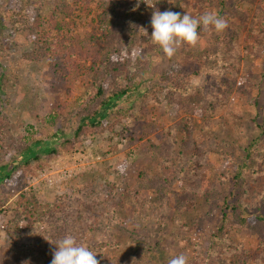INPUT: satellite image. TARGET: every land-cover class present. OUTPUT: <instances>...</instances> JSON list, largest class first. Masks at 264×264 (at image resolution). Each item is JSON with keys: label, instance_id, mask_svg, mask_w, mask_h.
Wrapping results in <instances>:
<instances>
[{"label": "rangeland", "instance_id": "374dc122", "mask_svg": "<svg viewBox=\"0 0 264 264\" xmlns=\"http://www.w3.org/2000/svg\"><path fill=\"white\" fill-rule=\"evenodd\" d=\"M105 1L110 0H91V12L75 17L71 33L83 36L91 31ZM12 6L11 0H0V15ZM132 7L139 9L137 32L151 36L154 7L149 0H138ZM44 9L47 18L53 7ZM167 10L194 18L214 12L228 27L216 32L204 31L201 25L196 46L184 44L171 58L164 52L153 56L136 78L137 94L115 101L112 112L123 113L115 124L121 135L87 133L77 142H73L76 120L64 132L58 130L61 107L78 109L91 95L89 87L79 78L53 81L47 63H29L23 58L33 49L25 35L12 34L10 27L0 30V45L5 50L0 62L10 74L9 94L0 97V116H7L15 136L27 138L26 142L32 138L30 143L42 140V148L57 151L40 154L38 161L32 159L28 173L21 175L17 169L23 159L20 151L0 150V165L15 166L13 180L22 178L0 184V264H34L40 256L49 259L55 239L69 234L97 253L100 264H168L180 254L188 264H210L212 254L218 253L233 264H245L247 256L263 249L264 224L259 234L232 224L226 237L236 247L234 258L227 244L213 239L211 232L217 233L221 225L223 199L232 183L228 177L236 164L229 158L243 160L244 149L264 123V0H168ZM33 17L31 11L29 19ZM172 63L192 75L190 102L207 105L206 113L193 115L190 131L183 126L188 116L184 110L174 116L166 101L155 104L144 99L154 85L166 83L163 76L174 68ZM30 97L36 101L38 119L24 107ZM54 132L58 138L51 135ZM64 140L72 146L64 149ZM197 144L206 158L200 169L203 176L187 179L183 188L173 168L162 169L161 155L166 151L174 155L176 150L187 156ZM23 192L42 208L54 206L59 217L44 223L39 220L29 228L23 217L19 226L28 235L16 246L11 242L15 230L11 224ZM263 215L264 207L256 211V216Z\"/></svg>", "mask_w": 264, "mask_h": 264}, {"label": "trees", "instance_id": "16d2710c", "mask_svg": "<svg viewBox=\"0 0 264 264\" xmlns=\"http://www.w3.org/2000/svg\"><path fill=\"white\" fill-rule=\"evenodd\" d=\"M137 1L110 0L103 2L101 12L96 16V26L83 36L76 32L71 33L70 25L74 24L71 22H75V17L78 14L91 12L89 10L91 0H11L12 8H9L4 16L0 15V30L10 27L12 34L25 35L26 41L32 45L33 49L23 54V58L27 62L47 63L48 74L53 81H69L79 78L84 85L89 87L91 95L78 109L61 107L62 119L59 121V131L67 130L71 120H76L78 123L73 142H77L87 133L104 134L107 131H114L115 135L120 136L121 134L115 131V124L120 122L123 113L120 110L116 113L112 112L116 105L115 101L124 95L137 94L134 92L138 91L135 86L138 74L148 68L153 56L163 52L159 45L152 43L150 35L137 32V27L140 24L139 9L136 10V7L134 9L132 7ZM149 1L155 11H166L168 0ZM47 5L52 6L53 11L49 17L45 18L43 14L45 9L43 10V8ZM31 11L34 12V17L29 19ZM229 40H232V37ZM228 43L231 44L229 41ZM4 54L5 50L0 45V58H4ZM88 62H90L89 65H87ZM172 66L176 67L174 63ZM174 68L164 73L163 78L166 83L154 85L145 93L144 99H150L155 104L166 101L171 107V115L174 116L178 115L179 109L184 110L188 116L185 118L183 126L188 127L190 131L193 126V115L206 113L207 105L195 103V101L190 102L194 94L190 87L192 75L182 68ZM9 79L10 74L7 72V68L3 67L0 62L1 98H5L9 94L7 90ZM201 101L203 100H199V102ZM217 101L220 102L219 99ZM24 107L33 118L38 119V107L33 97L26 100ZM110 117H115L116 121L111 122ZM9 125L10 121L7 116L2 114L0 116V150L7 152L13 148L20 151L23 159L17 169L21 175L28 173L26 168L32 159L38 161L40 154L52 155L57 152L50 146L42 148V140L30 143L32 138L26 142L27 138L15 136ZM260 129V134L244 149L243 160L229 158L231 163L236 164L231 176L228 177L231 178L232 183L223 199L225 207H221V225L217 228V233L211 232L213 239H219V242L227 244L226 247L232 256L237 255L236 247L227 243V231L235 224V227L248 228L259 234V229L264 224V215L256 216V211H261L264 207V144H262L264 123L262 126L260 125ZM170 131L176 133V130ZM51 135L58 138L55 132ZM172 138V143L175 144V136ZM62 144L64 149L72 146L68 140H64ZM36 147L40 150H36ZM113 148L115 150L116 146ZM202 148L198 144L195 145L187 156L182 155L181 152L176 154V150H174L175 154L170 156L168 151L163 152L161 155L162 169L173 168V175L180 178L184 185L183 188H186L187 179L203 176L200 169L206 158ZM17 169L15 166L7 168L6 165H0V184L22 181V178L13 180V173ZM169 177L170 175L167 177L168 182L170 181ZM172 178L174 177L172 176ZM17 205L13 224H11L15 229L11 231L13 238L11 242L16 246L20 239L28 235L27 229L19 226L23 217L28 223V228L39 220L44 223L47 218L59 217L54 211V206L42 208L36 200L30 197V194L25 192L19 194ZM59 240L55 239V242L57 243ZM26 244L29 246L28 243ZM241 248L242 246H237V249ZM26 249L30 252L28 247ZM48 258L40 256L38 259H34L33 263L36 264L40 260L38 264H50L52 256L49 255ZM227 258L222 257L220 253L212 254L210 264H233V261ZM244 263L264 264V247L257 249L253 255L247 256Z\"/></svg>", "mask_w": 264, "mask_h": 264}, {"label": "clouds", "instance_id": "9594fccd", "mask_svg": "<svg viewBox=\"0 0 264 264\" xmlns=\"http://www.w3.org/2000/svg\"><path fill=\"white\" fill-rule=\"evenodd\" d=\"M201 25L204 31L214 29L216 32L228 27L227 21L214 12H206L199 18H194L187 13L181 15L171 10H156L151 17V38L171 58L184 44L196 46L200 39L197 29ZM55 246L51 264H100L96 259L97 253L86 245L79 244L70 234L60 239ZM168 264H188L187 257L183 254L174 256L169 259Z\"/></svg>", "mask_w": 264, "mask_h": 264}]
</instances>
